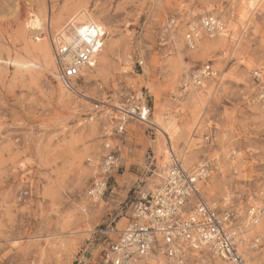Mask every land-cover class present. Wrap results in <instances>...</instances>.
Wrapping results in <instances>:
<instances>
[{
	"label": "rangeland",
	"instance_id": "rangeland-1",
	"mask_svg": "<svg viewBox=\"0 0 264 264\" xmlns=\"http://www.w3.org/2000/svg\"><path fill=\"white\" fill-rule=\"evenodd\" d=\"M78 5L109 35L105 63L96 60L74 94L55 80L52 51L46 60L28 51L17 23L21 11ZM204 15L223 22L227 38L203 35L192 50L186 25ZM53 34L46 24L30 37L39 44L44 35L51 47ZM206 62L216 76L197 102L181 83ZM131 98L149 125L128 120L117 133L116 110ZM95 102L105 115L89 120ZM169 144L187 169L212 164L206 200L264 201V0H0V264H99L106 238L160 182ZM110 150L119 158L108 181L114 193L91 200Z\"/></svg>",
	"mask_w": 264,
	"mask_h": 264
},
{
	"label": "built area",
	"instance_id": "built-area-1",
	"mask_svg": "<svg viewBox=\"0 0 264 264\" xmlns=\"http://www.w3.org/2000/svg\"><path fill=\"white\" fill-rule=\"evenodd\" d=\"M224 31L225 26L217 17L204 15L186 25L183 38L193 49L203 35L212 38ZM104 41V32L93 23L77 30L66 25L62 33L51 37L54 78L65 91L78 94L79 84L86 83L88 73L95 68L96 55ZM215 76L216 71L206 62L183 79L182 92L200 88L205 80ZM99 106V102L93 104L89 120L105 115ZM116 112L120 116L117 133L123 132L128 120L149 125L148 110L132 98ZM167 152L169 164L162 170L160 182L136 200L116 238H106L99 264H264V240L255 231L264 222V201L241 208L230 204L228 197L206 200L201 184L212 174V164L203 159L187 169L170 144ZM118 165L114 151L102 157L97 165L98 176L87 190L89 199L101 200L106 193H114L115 187L108 181Z\"/></svg>",
	"mask_w": 264,
	"mask_h": 264
},
{
	"label": "bare ground",
	"instance_id": "bare-ground-1",
	"mask_svg": "<svg viewBox=\"0 0 264 264\" xmlns=\"http://www.w3.org/2000/svg\"><path fill=\"white\" fill-rule=\"evenodd\" d=\"M50 13H51V11H50ZM18 20H20V22L17 23L18 34L25 41L27 50L28 51H30V50L31 51H35L37 54H40L41 56H43L44 60H46L51 54V47H50L49 43L46 41V38L43 35V37L41 39H38V38L34 39V41L35 40L40 41L39 44H34L33 43V39H31L30 35H32L34 33L39 34L43 30L44 25H46V24L48 25L50 30L52 29V30H54V32H56V34H60L64 30V26H66V25H72V27L77 30L82 25H85V24H88V23H93V24H96L98 27H100L101 31L104 32L105 38H107V36L109 35V31H108V28L106 27V25L103 24V22L99 21L96 17H94L83 6H79V5L78 6H74L73 8L67 9V10L62 9L56 14H54V13L49 14V12H47V11L45 12L43 10H40V11L37 10L36 13H33L32 11H29V12H22L21 11V14H20ZM225 32H226V30L224 32H219L218 33L217 37H218L219 42H223L224 38H227V34ZM212 38H215V37H212ZM214 41H215V39H214ZM215 42L213 44L214 46H215ZM203 43H205V42H203ZM103 47H104V43H103L102 48L100 49V51L96 55V60L101 62V64L105 63L104 56H103ZM201 47L202 48H201L200 51H203V50L207 51V50L211 49V47H213V46L210 45V44L209 45L201 44ZM125 62L126 63H130L131 62V58L127 57L125 59ZM185 79H188V77H185ZM209 81H211V79L205 80L200 88H197V89L195 88V89L191 90V94H192L191 96L197 102H198L199 99H201L202 89H204L205 86H207L206 82L208 83ZM211 87H212V85H211ZM204 92H206V91H204ZM119 110H122V109H119ZM154 123L157 126V130L160 131V133L164 137H166L167 140H170L169 139L170 137L167 136L168 129L163 127L161 125V123H157L156 121ZM163 154H165V151H164ZM94 203H96V202L94 201ZM255 231L257 233L260 232V233L264 234L263 233L264 232V222L261 223V224H258L255 227ZM150 262H153V261H150ZM250 264H255V262H251Z\"/></svg>",
	"mask_w": 264,
	"mask_h": 264
}]
</instances>
